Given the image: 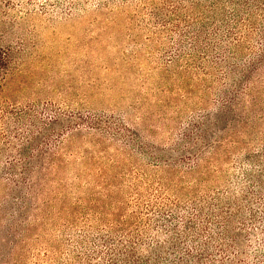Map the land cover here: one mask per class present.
<instances>
[{
  "label": "trees",
  "instance_id": "1",
  "mask_svg": "<svg viewBox=\"0 0 264 264\" xmlns=\"http://www.w3.org/2000/svg\"><path fill=\"white\" fill-rule=\"evenodd\" d=\"M55 1L115 103L0 45V264H264V0Z\"/></svg>",
  "mask_w": 264,
  "mask_h": 264
},
{
  "label": "rangeland",
  "instance_id": "2",
  "mask_svg": "<svg viewBox=\"0 0 264 264\" xmlns=\"http://www.w3.org/2000/svg\"><path fill=\"white\" fill-rule=\"evenodd\" d=\"M12 2L15 7L10 5L11 1L0 0V45L24 44L26 67L33 69L37 77L48 65L47 68L57 72V78L71 76L73 80L81 79L84 85L89 81L87 69L94 70L100 84L97 91L104 93L102 101L95 105L102 107L104 103V107L111 108L115 96L113 89H108L109 84H105L111 77L103 74L105 65L98 61L97 49L101 44L98 40H102L99 30L83 23L78 25L70 16L67 3L58 6L55 0Z\"/></svg>",
  "mask_w": 264,
  "mask_h": 264
}]
</instances>
